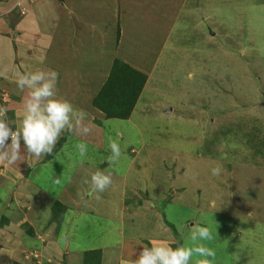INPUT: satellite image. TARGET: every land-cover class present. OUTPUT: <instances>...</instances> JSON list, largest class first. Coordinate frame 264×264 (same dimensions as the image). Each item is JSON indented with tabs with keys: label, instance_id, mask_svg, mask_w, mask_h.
<instances>
[{
	"label": "rangeland",
	"instance_id": "1",
	"mask_svg": "<svg viewBox=\"0 0 264 264\" xmlns=\"http://www.w3.org/2000/svg\"><path fill=\"white\" fill-rule=\"evenodd\" d=\"M20 1L0 0V18L9 30L3 34L0 26V39L20 33L19 66L43 45L54 46L45 60L54 64L64 15L76 13L91 20L87 27L96 36L110 30L112 42L111 61L99 49L83 67L80 57L82 81L93 64L109 70L113 59L147 76L127 119L93 114L91 119L83 108L91 131L62 133L63 147L29 173V198L44 188L63 203L53 220L57 227L73 226L72 233L65 232L68 243L82 250L83 258L91 249L118 254L124 237L134 247L136 240L149 238L173 248L203 243L216 252L214 264H264V0H69L71 6L58 10L59 1ZM9 46L0 45V63L8 62ZM28 62L41 66L38 58ZM3 91L0 106L12 123L14 113L1 103L10 95ZM80 105L88 102L80 99ZM109 137L121 146L119 160L111 164ZM79 143L87 145L84 156ZM218 165L222 170L214 176ZM105 169L112 184L94 195L84 180ZM84 188L90 193L85 191L78 205L67 202ZM0 193L5 200L2 187ZM195 225L209 227L213 239L193 242ZM57 230L51 228L47 238ZM199 259L194 254L192 264Z\"/></svg>",
	"mask_w": 264,
	"mask_h": 264
},
{
	"label": "crops",
	"instance_id": "2",
	"mask_svg": "<svg viewBox=\"0 0 264 264\" xmlns=\"http://www.w3.org/2000/svg\"><path fill=\"white\" fill-rule=\"evenodd\" d=\"M53 1L54 3L59 1L56 4L58 7L55 6V10H58L61 6H66V4L69 5L70 3L69 0H47L46 2L51 3ZM20 2L23 5L24 1L21 0ZM69 6H71V3ZM66 9H68V7L63 8V10ZM61 12L62 11H60V13ZM75 14L76 13H74V15L68 14L69 16L64 15L67 24L64 25L66 26L65 30L63 29L64 31L62 30L57 37V57L54 58V64L45 62L50 49H53L54 46L48 47L43 45L35 47L34 54L39 53L38 55L27 56V62H21L19 66L18 60L16 59L17 55L19 57V54L16 51L15 42H18L20 33L17 32L14 38H11L12 42L11 39H3L4 37L0 39V45H11L8 47V62L0 63V89L4 90L3 93L10 95L9 100H7L6 96L4 99H1V103H5L15 115V120L11 123L13 130H19L22 127L24 100L28 95V90L21 91L15 83V72L17 69L21 71H35L37 69L56 71L58 73L56 88L59 98L68 100L77 110H80V108H82V110L83 108L86 110L88 109L91 119L93 115H98L99 118L106 119L105 115L93 106L92 100L105 82L111 69H100L99 66L93 64V72L83 76L85 80L82 81L80 78L81 64L79 60L81 57V67H83L89 58H93L94 54L99 49L104 55L101 56L106 57L108 55V59L111 61L112 42L107 39L110 30H107V35L105 37L96 36L95 33L87 27V24L90 23L91 20L87 18L82 19L81 16H75ZM81 21L85 25L76 26V23H81ZM4 23L5 20L0 18V26H2L1 31H3V34H8L9 30L3 28ZM70 30L72 31L70 32ZM1 51L2 49H0V54ZM68 53L73 56L68 58ZM64 57H67V62H64ZM35 58L40 60V63H38L39 66L41 65L40 67L28 62V60H33ZM113 61L111 63H113ZM96 83H99V85H96ZM80 96L82 98H80ZM80 99L87 101L88 106H81ZM62 137L63 135L61 138ZM8 143H10V140ZM61 147H63V145L59 146L58 142L51 154L37 159L27 154L26 149L23 147V142L21 141V160L15 164L0 163V187L6 192L5 200L0 199V201H2L0 202V264H34L35 260L47 264H83V257L81 255L82 250L75 249L71 243H67V245L61 243V237H67L66 233H72L73 226L70 224L65 226V223H63L61 227L60 225L57 227L55 220H53L55 214L51 210V206L56 200L48 193L46 195L44 193V188H40L38 193L34 194L32 198H29L30 195L28 194V189L30 188V185L28 186L29 173L32 172L34 174L36 172L34 171L36 164H44L46 161L51 160L55 153H58L57 149H61ZM85 191H87V194L90 193L88 188H84V190L81 191V195H74L75 197L71 196L73 198L67 199V202L72 204L73 207L78 205L76 202L82 197ZM0 194L3 195V193ZM39 194L43 195L39 197ZM93 196L91 194L90 199H93ZM61 204L63 205V203ZM79 205L83 204L81 203ZM79 212H76V214ZM51 228H56L58 229L57 231L60 232H57L58 234L55 236H49V238H47V233ZM25 231H27L28 234H26ZM42 235L45 236L40 238ZM67 239L69 242L68 237ZM127 240L131 241L129 239ZM123 241L124 243L119 247L124 246V248H122L118 254L106 250L103 251V256L102 253H100L99 264H132V261L138 258L144 244L147 246L150 244L151 247V242L153 241L164 243L166 240L149 238L147 243L136 240L135 242L137 245L135 244V247L125 244V237ZM167 244H169V242ZM38 245H40L39 248ZM117 247V245L114 246V248ZM32 250L38 252V257L32 254ZM30 254L35 257H32Z\"/></svg>",
	"mask_w": 264,
	"mask_h": 264
},
{
	"label": "clouds",
	"instance_id": "3",
	"mask_svg": "<svg viewBox=\"0 0 264 264\" xmlns=\"http://www.w3.org/2000/svg\"><path fill=\"white\" fill-rule=\"evenodd\" d=\"M241 54L246 55L247 49L242 48ZM15 83L21 90H28L24 100V115L22 127L13 130L10 118L7 116L8 109L0 106V163L15 164L21 160V141L27 154L39 159L49 155L55 149L62 133L77 132L88 134L91 129L84 124L87 113L77 110L73 104L57 95L58 73L54 70L15 72ZM193 74H189L191 79ZM10 140V143L8 141ZM109 140L111 155L108 157L109 164L119 160L121 156L120 144ZM81 156L86 155L87 145L79 143L76 145ZM222 166L212 169V174H220ZM84 183H90L93 194L103 193L112 184L110 169L97 170L92 173L90 180L85 179ZM190 239L193 242L210 241L213 239L209 227L195 225L192 228ZM61 243L67 245L68 239L61 237ZM203 257L195 261V264H214L216 252L203 243L195 247H171L166 243L151 242V247L144 245L137 259L132 264H192L193 256Z\"/></svg>",
	"mask_w": 264,
	"mask_h": 264
},
{
	"label": "trees",
	"instance_id": "4",
	"mask_svg": "<svg viewBox=\"0 0 264 264\" xmlns=\"http://www.w3.org/2000/svg\"><path fill=\"white\" fill-rule=\"evenodd\" d=\"M146 80L147 76L144 72L115 59L92 104L105 115V118L127 119L135 107ZM62 208L63 205L58 201L52 205V211L57 216ZM99 262L100 253L98 254L97 251L88 250L84 253L83 264H99Z\"/></svg>",
	"mask_w": 264,
	"mask_h": 264
},
{
	"label": "water",
	"instance_id": "5",
	"mask_svg": "<svg viewBox=\"0 0 264 264\" xmlns=\"http://www.w3.org/2000/svg\"><path fill=\"white\" fill-rule=\"evenodd\" d=\"M264 104V103H263ZM168 111H170V108L168 109Z\"/></svg>",
	"mask_w": 264,
	"mask_h": 264
}]
</instances>
